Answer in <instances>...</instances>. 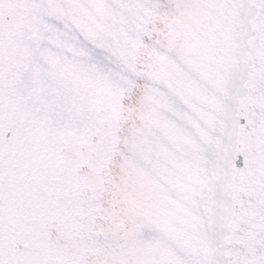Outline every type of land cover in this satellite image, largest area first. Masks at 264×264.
<instances>
[{
  "label": "rangeland",
  "instance_id": "374dc122",
  "mask_svg": "<svg viewBox=\"0 0 264 264\" xmlns=\"http://www.w3.org/2000/svg\"><path fill=\"white\" fill-rule=\"evenodd\" d=\"M33 1H36L35 5ZM33 1L28 0L32 5L26 7H34L30 13H25L24 24L19 22L21 14H15L12 24H7L5 41L24 39L25 45L31 49V58L36 56L33 54L35 48L41 55L40 61L49 58L45 66L41 63L38 66L45 73L40 72L37 79L45 87L53 85V78L58 77V80L54 81L53 89L40 93L38 99L31 93L36 90L34 85L27 83V93H31L26 108L30 115L28 123L35 128L41 124L45 129L59 125L67 128V124L59 119L61 114L69 117L86 111V106L81 104L83 74L78 73L77 76L70 69L72 56H77V60L84 63V55L93 53L97 57L99 48H103L104 63L111 65L113 73L118 72L120 93L117 105L111 110L114 117L101 122L98 128L85 129V114L75 117L76 128L81 132L73 141L72 152L68 151L65 135L40 134L33 137L23 197L60 202L53 216L39 215L34 211L21 213L17 220L24 227H10V230L6 227L2 238H13V249L18 252L26 251L29 244L28 264H167L160 259L161 253H157L159 244L154 246L150 243V232H159L161 236H154V239L162 244L169 241L167 237L171 235V242L184 258L185 247L181 248L184 241L176 231H170L175 225L168 219L160 199L164 194V182L168 178L174 181V178L160 168L159 158L167 131L177 125L172 115L171 99L177 100L178 88L183 82V72L178 64L182 61V48L187 47L192 33L193 0H70L71 5H78V15L60 18L48 28L42 25V21L38 24V31L29 32L33 26L31 19L33 22L35 18L41 19L33 11L37 10L36 5L41 6L43 0ZM105 3L109 12L118 17L115 25L111 24L110 17L103 14L102 5L107 8ZM89 5L91 10L84 13L83 7ZM2 6L3 2L0 9ZM1 10L4 16L6 12ZM50 11L54 19L59 8H54L53 0L45 7V12ZM61 23L69 28L70 33L77 35L76 40L70 41L75 44L70 54L67 52V44L70 43L58 41L56 45L53 39V30L55 35L62 31ZM101 25L106 32L104 37ZM35 32L37 35L33 36ZM21 40L15 42L20 46ZM55 48L59 52L53 55ZM13 51L10 48L8 53ZM22 57L21 61L29 59L28 55H17V60ZM32 64L35 66L36 61ZM79 71H85V63ZM33 72L31 69V74ZM52 72L56 75L52 76ZM109 81L117 85V75ZM55 89L57 91H53ZM156 114H163V119H156ZM55 115L53 121L48 117ZM153 122L156 127H153ZM17 124L18 121L15 126ZM104 136L108 140L101 145L100 139ZM65 158L74 159L73 163L65 165ZM34 160L42 161L44 166H36L37 161ZM42 168L50 175H46V171L43 173ZM77 200H81V204ZM44 212L47 213L46 210ZM40 226L44 229L40 230ZM33 231L36 236L39 232L47 239L49 237L48 240L57 246L56 252L45 251L44 244L35 248L38 239L30 237ZM137 232H142L138 238ZM10 262L13 264L11 259Z\"/></svg>",
  "mask_w": 264,
  "mask_h": 264
},
{
  "label": "water",
  "instance_id": "95a60500",
  "mask_svg": "<svg viewBox=\"0 0 264 264\" xmlns=\"http://www.w3.org/2000/svg\"><path fill=\"white\" fill-rule=\"evenodd\" d=\"M216 6L221 20L211 24L205 61L197 57L190 67L195 57L186 51V72L196 69L186 73L196 126L174 159L180 193L169 214L186 245L196 249L205 240L209 259L202 264L229 258L230 237L241 234L251 244L239 248L244 264H264V0H221ZM246 11L254 19L251 29ZM176 110L178 119L182 111Z\"/></svg>",
  "mask_w": 264,
  "mask_h": 264
},
{
  "label": "flooded vegetation",
  "instance_id": "af4514ba",
  "mask_svg": "<svg viewBox=\"0 0 264 264\" xmlns=\"http://www.w3.org/2000/svg\"><path fill=\"white\" fill-rule=\"evenodd\" d=\"M1 2H3L2 9L6 14L3 16V13H1L2 10H0V260L1 264H11L10 259L13 264H27V258L30 255L29 244H27L26 251L18 252L13 249L15 247L14 243H12L13 238L7 240L6 238H2V234L6 227L8 230H10V227H24V224L19 223L17 220L18 215H21V213L28 214V212L34 211L39 215H49L54 207V205L51 207L48 199L45 198L42 200L39 199V197H36L35 199H26L23 197L24 194H22V189L24 188L23 183L26 182L25 177L31 156L30 147L35 139L33 137L35 135L39 136L42 133L51 135L58 129V126L46 129L41 126H37L36 128L32 127V124L28 126V119L30 118V115L28 114L29 109H26L29 101L28 95L30 96V94L33 93V96L38 99L40 93L43 94L47 89L54 88L55 79H52L53 85L50 88L41 85L37 76L40 72H45L43 69L40 71L38 68L41 55L36 51L37 49L35 48V50H33V54L37 57L34 56L31 58V49L28 48L27 44L25 45L24 39H19L21 40L20 46L18 42H15L19 40L9 39V41H5L7 38L6 34H8L6 32V29L8 28L7 24H12V17L15 14H21L19 22L24 24L27 17V14L25 13H30L34 6L27 8L26 6L29 5L28 0H0V6ZM58 2L59 0H56L54 6L55 9L58 7ZM10 3L15 5L12 6ZM33 4L35 5L36 1H33ZM30 5H32V3H30ZM12 7H14V9ZM36 7L37 10L33 12L37 13L38 17L40 15L41 19L35 18V23L31 19L33 26L29 32L38 31V24L44 19L43 5L41 4L40 7L36 5ZM104 11L108 13L107 8H104ZM56 20L57 16L54 15V22ZM34 35L36 36L37 33H33V36ZM55 37L57 38L56 35ZM10 48L14 51L8 53ZM18 49L20 52H18ZM58 52L57 48H55L53 55L58 54ZM8 54L9 56L6 57L5 55ZM17 55H28L29 59L25 58V61H21L23 60L22 57L17 60ZM52 57L51 54V58ZM48 59L49 58L47 57L46 60L43 59L44 61L41 64L45 66ZM32 61H36L35 66L32 64ZM21 67L24 68L21 69ZM31 69H34L33 74H31ZM54 75L56 74L52 72V76ZM28 82L32 83L34 88H36V90L33 89L31 93H27L26 90ZM53 91L57 90L55 89ZM48 100L50 101L51 99L48 98ZM44 101L45 100L43 99V102ZM43 113H46V110H44ZM63 115L64 114H61V116ZM48 117H51L53 120L56 115ZM8 119H10V121L7 124ZM17 121L18 124L15 126V122ZM28 140L30 141L28 142ZM47 160L51 161L52 159L48 158ZM40 164L41 161H37L36 166L39 167ZM44 210H46L47 213L44 212ZM13 221L15 222L12 223ZM2 223H4V225H2ZM39 229L43 230L44 228L40 226ZM33 232L34 233H32L30 237L38 239L37 242H35V248L44 244L45 251L48 250L51 253L56 251L55 244L52 241H49V238L47 239L44 234L42 235L39 232L36 236V232ZM8 258L10 259L8 260Z\"/></svg>",
  "mask_w": 264,
  "mask_h": 264
},
{
  "label": "bare ground",
  "instance_id": "6f19581e",
  "mask_svg": "<svg viewBox=\"0 0 264 264\" xmlns=\"http://www.w3.org/2000/svg\"><path fill=\"white\" fill-rule=\"evenodd\" d=\"M218 2H219V0H199V5L195 6V8H194L195 13H196L195 14L196 19H195V22L192 23V26L194 28L193 30L195 31L194 25H196L197 26V28H196L197 34H198V28L201 29V33L198 36H196L194 39H192L191 42H190V39H189V41L187 40V44L190 46V50H188V51H190L191 54H193L195 57L193 59V61H191V63H189L190 67L193 63H195L197 61V57L202 63L206 59V57H204V49H206L209 45L210 31H211V29L214 28L211 24H213V23L218 24L220 21V16H219L220 13L218 14L215 11V7H217L216 5H218ZM206 29L208 31V34H205ZM223 46L225 47L224 44H223ZM184 54H185V52H184ZM188 61H189V59H188ZM200 68H201V72H202V65H200ZM190 70H191V72H190ZM190 70H187L188 74H190V75L194 74V72L196 71V69H190ZM199 83H201V82H199ZM186 96H188V95L186 94ZM186 101H187V98H186ZM185 102L182 100V103L178 102V103L174 104L175 107L178 104L177 106H178L179 110L182 111L183 122H184L185 113L187 111V108H186L187 105ZM156 119H163V114H156ZM185 123H186V119H185ZM152 125H153V127L157 126V124L154 122ZM200 131L201 130L199 128L198 132L200 133ZM197 139L199 141H201V143H202L201 135H200V139L198 137H197ZM168 154H169V156L173 155L172 152L171 153L168 152ZM176 170L177 169L174 165V166H172L171 169H169V172H172L174 174L176 172ZM140 182L142 183V181H140ZM140 182H139V184H140ZM163 187H164V191H166L165 194H169V191L171 192V190H172V186H169V180H166V182H164ZM196 229H197V233H198V227ZM188 233L192 234L193 236H195V235L197 236V234L192 229H189ZM134 235H135V233H134ZM155 235H158V237L161 236L157 232L155 233ZM218 235L219 236L216 238L220 239L219 237H221L222 235L219 233H218ZM140 236H141V233L138 234V232H137L136 237L138 238ZM236 237L237 236H233V238L230 237L229 244L231 243V246L228 249L229 250V254H228L229 256L228 257L229 258H227L225 261H223L219 264H244L245 263V258H243V257H245L244 256L245 254L239 248L242 245L243 249H244V248L250 247L251 244L249 243V240L246 241V235L241 234V236H239L238 238H236ZM152 238H153V236H152ZM204 242H205V240H203V242H201V243L198 241V243L196 244V249L199 251L200 259H204L205 257H207L209 255L208 247L205 246ZM238 250H239V253H238ZM160 253H161L160 259H162V261L167 262V264H176L179 261V257L176 256V245L173 244L172 242H169L166 240H165V243L162 242V244L160 245ZM220 256L221 255H218V257H220ZM199 257H198V262H200Z\"/></svg>",
  "mask_w": 264,
  "mask_h": 264
},
{
  "label": "trees",
  "instance_id": "16d2710c",
  "mask_svg": "<svg viewBox=\"0 0 264 264\" xmlns=\"http://www.w3.org/2000/svg\"><path fill=\"white\" fill-rule=\"evenodd\" d=\"M79 1V0H78ZM71 3V1L70 0H60L59 1V3H58V8H59V11H58V17H59V19L60 18H62V19H64L65 18V16H68V17H71L72 15H77L78 13H79V7H78V5L77 4H73V5H71L70 4ZM82 3V2H81ZM91 10V6L89 5V6H85V7H83V11H84V13H86L87 11H90ZM81 13V12H80ZM50 23H51V20H50V22H49V20L48 19H45L44 20V27L45 28H48L49 26H50ZM62 24V27H61V30H63V31H66L67 33H68V37H67V43H69L70 42V39L72 38V37H74V35L73 34H70L69 33V31L66 29V28H64L63 27V23H61ZM63 31H58V34H59V38L60 39H62L63 37ZM79 42L82 44V41L81 40H79ZM101 54V53H100ZM72 59L73 60H71V65H73L74 67H76V68H79V67H81V65L82 64H84L85 63V60L86 59H84V63L82 62V61H77V62H75L74 61V57L72 56ZM92 78V81H91V83H89L88 85H87V92H85V94H84V98H83V104L87 107L89 104H90V101H95V102H97L96 100H99V98H100V96H98L96 93H95V91L98 89V88H96V84H95V80H94V77H91ZM87 84V82L85 81V85ZM114 84V83H113ZM97 98V99H96ZM109 104V103H108ZM102 106H103V104H102ZM85 114V116H86V113H84ZM110 116V115H109ZM97 119H101V118H97ZM85 122H86V125H85V127H87V126H91V127H93V126H95L96 125V121H95V119L93 118V117H91V118H88L87 116H86V118H85ZM75 145V144H74Z\"/></svg>",
  "mask_w": 264,
  "mask_h": 264
}]
</instances>
